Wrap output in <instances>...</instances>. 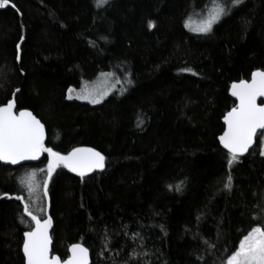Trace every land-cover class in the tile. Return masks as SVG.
<instances>
[{
    "label": "trees",
    "instance_id": "obj_1",
    "mask_svg": "<svg viewBox=\"0 0 264 264\" xmlns=\"http://www.w3.org/2000/svg\"><path fill=\"white\" fill-rule=\"evenodd\" d=\"M212 7L8 0L0 8V107L13 99L31 112L46 148L104 156V168L83 177L62 164L49 177L47 152L36 164H0V264L25 263L23 234L34 226L25 204L51 220L53 255L65 259L80 244L90 264H227L244 235L264 229L262 136L231 166L218 141L235 106L230 86L264 71V0H243L211 32L193 31ZM103 74L116 86L103 102L67 98ZM30 175L40 198L28 195Z\"/></svg>",
    "mask_w": 264,
    "mask_h": 264
},
{
    "label": "snow or ice",
    "instance_id": "obj_2",
    "mask_svg": "<svg viewBox=\"0 0 264 264\" xmlns=\"http://www.w3.org/2000/svg\"><path fill=\"white\" fill-rule=\"evenodd\" d=\"M242 2L243 0H231L230 4H222L213 0V7L209 14L193 31L211 32L215 23L227 15L232 7ZM107 3L108 0H96V4L100 7ZM7 4L8 0H0V8ZM185 26L188 27V24L186 23ZM148 27H153L152 22H149ZM231 89L232 96L237 98L239 104L224 117L227 128L219 137L220 143L230 154L228 159L230 166L236 162L238 156L248 152L254 137H257L258 130H264V105H258L256 102L257 97H264V71H253L250 82L242 79L238 83H233ZM69 91L71 92L72 89ZM90 95L91 93H86L78 98H89ZM91 102L99 103V100L92 97ZM13 106V102L9 101L6 106L0 107V161L15 165L22 160H36L41 152H47L49 177L61 164L81 177L93 169L104 168V156L93 149L76 148L65 156L53 151L52 148H46L43 143L44 126L30 112L21 111L18 116L15 115ZM260 135L264 136V131H261ZM260 155L264 156V146L260 149ZM231 179L229 176L228 182L224 185L225 188L231 187ZM31 180L32 177L29 178L27 185L30 194L34 191ZM47 183L45 180V189H47ZM176 190H180V185H176ZM16 199L20 200L21 197L17 196ZM261 208L264 211V205ZM24 212L35 223L34 229L24 233L23 253L26 264H61L59 257L49 258L48 255L50 243L48 229L51 226V220L41 222L30 211L27 204L24 205ZM209 246L213 245L209 244ZM69 251L71 255L63 261V264H87L88 250L86 248L73 244ZM227 264H264V229L253 227L247 235H244L239 241L238 248L228 256Z\"/></svg>",
    "mask_w": 264,
    "mask_h": 264
},
{
    "label": "rangeland",
    "instance_id": "obj_3",
    "mask_svg": "<svg viewBox=\"0 0 264 264\" xmlns=\"http://www.w3.org/2000/svg\"><path fill=\"white\" fill-rule=\"evenodd\" d=\"M189 27H191V25H189ZM115 87H116L115 82L112 76L110 74H103L96 81L90 84L84 85L81 88H76V89L71 88L72 91L71 92L68 91L67 98L70 100H76L78 102H82V103L89 104V105H98L101 102H103L112 93ZM86 93H91L89 98H78V97H83ZM92 97H95L97 100H99V103H92L91 102ZM262 142H264V136L260 138V146H259L260 149L262 146H264V143ZM30 177H32L31 182L34 185V191L31 194L28 192L29 193L28 195L31 198V197H34L36 193H38L36 197L37 196L39 197V192L36 191L37 180L35 179L34 176L30 175L27 177L28 182H29ZM29 197H28V200H30ZM35 205L37 208L39 207L38 204H35Z\"/></svg>",
    "mask_w": 264,
    "mask_h": 264
},
{
    "label": "water",
    "instance_id": "obj_4",
    "mask_svg": "<svg viewBox=\"0 0 264 264\" xmlns=\"http://www.w3.org/2000/svg\"><path fill=\"white\" fill-rule=\"evenodd\" d=\"M249 82L251 81V76H250V78H249V80H248ZM236 83H238V82H236ZM232 86V85H231ZM231 86H230V89H229V96L234 100V102H235V106H234V108L235 107H237L238 106V104H239V101L237 100V98L236 97H234V96H232V94H231V92H232V89H231ZM10 101H12L13 102V113L15 114V115H19V113L21 112V111H26V112H29V111H27V110H21V111H17L16 110V107H15V104H14V100L13 99H11ZM257 104L258 105H264V97H257ZM8 104V103H7ZM6 104V105H7ZM6 105H4V106H6ZM2 107V106H1ZM232 110V109H231ZM230 110V111H231ZM229 111V112H230ZM31 113V112H30ZM32 114V113H31ZM33 115V114H32ZM227 115V114H226ZM225 115V116H226ZM34 116V115H33ZM224 116V117H225ZM35 117V116H34ZM224 117H223V119H222V124H223V127H224V129H223V132H222V134L221 135H223V133H224V131L226 130V128H227V125L225 124V122H224ZM36 118V117H35ZM37 119V118H36ZM38 120V119H37ZM41 123V122H40ZM42 124V123H41ZM43 125V124H42ZM44 126V125H43ZM261 131H264V130H258V133H257V137H258V135H259V133L261 132ZM220 135V136H221ZM257 137H254V141H253V144H252V146L249 148V150H248V152L249 151H251L253 148H254V146H255V143H256V139H257ZM45 139H46V129H45V126H44V141H43V143L45 142ZM218 141H219V143H220V140H219V138H218ZM220 145H221V147L228 153V151H227V149H225L224 147H223V145L220 143ZM82 149H88V148H82ZM91 149V148H90ZM95 151V150H94ZM248 152H246V153H244L243 155H240V156H238V157H240V158H242V157H245L247 154H248ZM68 155V154H67ZM66 156V155H65ZM42 159V154L40 153V155H39V158L38 159H36V160H22V161H20L19 163H17V164H15V165H13V164H11V163H6V162H4V161H0V164L1 165H3V166H9V167H12V168H15V167H19V166H22V165H26V164H36V163H38L40 160ZM68 169V168H67ZM69 170V169H68ZM100 170H102V169H100V168H96V169H93L92 171H90V172H87L85 175H88V174H91V173H93V172H96V171H100ZM70 171V170H69ZM70 172H72V171H70ZM73 174H77L76 172H72ZM78 175V174H77ZM47 220H49V219H47ZM41 222H43V221H41ZM35 228V223H34V226H33V228L32 229H34ZM31 229V230H32ZM51 230H52V223H51V226L49 227V229H48V235H49V238H50V243H49V253H48V255H49V258H51V257H59V256H57V255H53L52 254V241H51ZM23 242H24V234H23ZM80 245V244H79ZM72 246V245H71ZM71 246H69V248H68V250H67V257L65 258V259H61L60 257V261H61V264H63V261H65V260H67L68 258H69V256L71 255V253H70V251H69V249H70V247ZM82 246V245H81ZM82 247H84V246H82ZM85 248V247H84ZM22 251H23V246H22ZM24 254V253H23ZM24 259H25V257H24ZM24 264H26V260H25V263ZM87 264H90V255H89V252L87 253Z\"/></svg>",
    "mask_w": 264,
    "mask_h": 264
}]
</instances>
